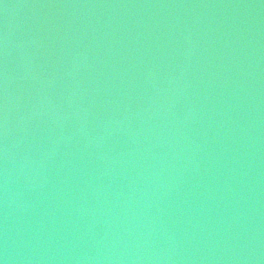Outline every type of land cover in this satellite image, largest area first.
<instances>
[{
	"label": "water",
	"instance_id": "1",
	"mask_svg": "<svg viewBox=\"0 0 264 264\" xmlns=\"http://www.w3.org/2000/svg\"><path fill=\"white\" fill-rule=\"evenodd\" d=\"M0 264H264V0H0Z\"/></svg>",
	"mask_w": 264,
	"mask_h": 264
}]
</instances>
